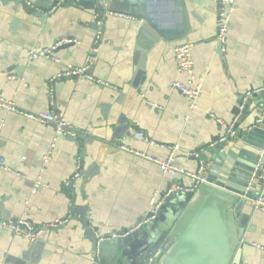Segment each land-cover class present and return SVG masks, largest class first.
<instances>
[{
    "label": "crops",
    "instance_id": "crops-1",
    "mask_svg": "<svg viewBox=\"0 0 264 264\" xmlns=\"http://www.w3.org/2000/svg\"><path fill=\"white\" fill-rule=\"evenodd\" d=\"M180 2L184 33L178 37L174 31L168 39L138 19L109 13L99 18L98 12L67 8L39 23L13 3H0V96L27 113L60 117L80 145L77 149L58 137L53 123L0 110V159L11 170H0V218L26 217L40 224L69 217L36 243L0 228V264H95L78 219H87L99 235L129 229L145 218L151 198H160L173 183H190L182 175L162 174L121 147L160 161L176 148L174 164L195 172L198 165L190 157L223 135L235 118L231 112L239 95L263 87L264 0H235L221 54L216 0ZM97 30L101 36L95 40ZM58 38L75 41L54 53L60 64L28 58V51L51 47ZM183 42L192 46V80L201 86L194 110L172 87L189 81L176 71L174 60V48ZM88 61L87 74L112 89L81 77L50 86L67 66ZM253 110L237 121L240 127L249 123ZM80 162L83 171L75 177ZM259 194L264 198V178ZM199 202L181 229L185 243L182 257L175 259L180 264H214L219 257L214 202L209 197ZM237 230L242 232L240 264H264V214L249 201Z\"/></svg>",
    "mask_w": 264,
    "mask_h": 264
},
{
    "label": "water",
    "instance_id": "water-1",
    "mask_svg": "<svg viewBox=\"0 0 264 264\" xmlns=\"http://www.w3.org/2000/svg\"><path fill=\"white\" fill-rule=\"evenodd\" d=\"M0 3H13L15 8L19 7L25 14L34 16L39 23L50 19L59 9L98 12L99 18L104 17L105 13L118 11L141 20L148 30L165 39L170 38L174 31L179 33L178 37H182L186 19L180 0H0ZM98 17L93 21L95 25ZM167 25L168 28H164ZM73 44L61 45L55 52L70 48ZM221 50L222 45L218 44L217 53L221 54ZM78 78V75H67L66 71H61L50 86ZM262 86L256 91L242 92L237 99L231 114L238 116V120L247 118L249 109H254L246 126L240 127L237 123L233 126L235 131L239 129L238 135L224 141H220L221 136L190 157L196 161L198 168H203V175L207 179V184L198 187L197 196L193 193L165 197L157 218L127 235L128 229L99 235L96 228H89L87 219H78L90 243L95 264H180L183 261L176 260L182 257L185 243L180 239L181 229L197 210L199 200L206 197L214 202L220 240L219 257L213 263L240 264L239 239L242 232L237 230L238 219L243 205L259 194L264 176V82ZM72 133L64 136L58 134V137L73 143L78 149L79 140ZM81 171L83 164L80 162L73 176L80 175ZM142 221L141 217L137 223Z\"/></svg>",
    "mask_w": 264,
    "mask_h": 264
},
{
    "label": "built area",
    "instance_id": "built-area-1",
    "mask_svg": "<svg viewBox=\"0 0 264 264\" xmlns=\"http://www.w3.org/2000/svg\"><path fill=\"white\" fill-rule=\"evenodd\" d=\"M63 1V0H60ZM217 2V33H216V40L218 44H223L228 29V23L231 17L232 12L235 10V0H216ZM52 11V10H51ZM109 15L117 18H125V19H135L130 15L124 13H117V12H110ZM97 18V16H95ZM97 25L100 26V23L97 21ZM98 31V30H97ZM101 36L100 31L95 36V40L99 39ZM75 41L68 38H62L58 42H55L51 47L43 48L40 50H30L28 51V58L30 60H39V59H47L53 61L56 64H60V59L55 57V50L64 44L74 43ZM192 46L187 43L183 42L175 46L174 48V60L176 71L180 74H185L189 77V81L187 84L183 83H174L172 85L173 88L178 90L189 102H190V109H196L195 101L199 98L201 93V86L199 83L193 82L192 80V70H193V61L191 58V51ZM91 67V61H88L86 65L82 67H72L67 66L66 72L67 75H78L79 77L86 79L89 82H92L98 86L111 88L112 86L108 83L101 81L99 79H94L88 73V70ZM241 110V107L239 108ZM0 110L16 114L20 117L28 119L30 121L40 123V124H50L53 123L56 127L57 135H65L70 134L73 131L66 126L63 119L60 117L55 116L53 113H39V114H32L22 111L16 107V105L9 100L4 99L0 96ZM238 116L234 118V120L226 125L225 131L222 135L220 141H224L227 138H234L236 136V131L233 129V126L237 123ZM73 134V133H72ZM136 137L145 138L142 133H136ZM123 150L131 152L135 157L147 160L153 164H155L159 171L164 175H169L171 177L176 176H184L187 177L190 183L186 186L181 183H173L169 186L167 191L163 194V197H153L149 202V210L147 212V216L143 219L142 222L137 223L135 226L128 229V232L125 234H132L137 229L142 227L145 223L151 222L155 220L159 213V208L164 200L165 197H168L172 194H193L199 186L202 184H207V179L203 175V168L200 166L195 172H186L183 169L178 168L174 164L173 152L176 148H171L169 156L160 161L156 158L148 156L145 153L121 147ZM261 165V162L259 163ZM260 168V166H259ZM0 170L11 172V170L6 167L3 163V160L0 159ZM79 175H75L78 177ZM264 176L262 177V179ZM251 202V205L254 210H258L259 212L264 214V198L262 195L258 194ZM69 221V217H64L62 219H55L48 223H40L35 224L28 218H18V219H3L0 218V228L3 231L9 232L15 236L21 237L26 239L30 242H35L47 231L55 229L59 226H64ZM111 237H114L113 235ZM264 251V248H260ZM5 264V263H2Z\"/></svg>",
    "mask_w": 264,
    "mask_h": 264
}]
</instances>
